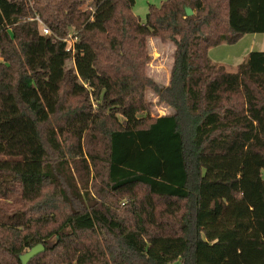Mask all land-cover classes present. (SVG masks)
<instances>
[{
  "label": "trees",
  "instance_id": "1",
  "mask_svg": "<svg viewBox=\"0 0 264 264\" xmlns=\"http://www.w3.org/2000/svg\"><path fill=\"white\" fill-rule=\"evenodd\" d=\"M133 6L0 0V264H264V52L208 57L264 35V0ZM149 39L173 46L163 86Z\"/></svg>",
  "mask_w": 264,
  "mask_h": 264
},
{
  "label": "rangeland",
  "instance_id": "2",
  "mask_svg": "<svg viewBox=\"0 0 264 264\" xmlns=\"http://www.w3.org/2000/svg\"><path fill=\"white\" fill-rule=\"evenodd\" d=\"M164 1L166 0H134L132 13L137 16L142 23H144L148 5L159 6ZM147 52L149 55V62L146 70L147 75L158 85H165L168 81L170 73L173 46L169 42L163 43L157 39H149ZM250 52H264V36L262 34L245 35L241 40H239L235 44H221L217 47L211 48L208 52V57L212 63L224 67L226 71L235 72L237 65L244 61ZM67 66H72V62H68ZM147 98L148 101L153 103V106L151 108L153 116H162L168 113L169 110H167L165 106L156 103V98H154L151 93L147 94ZM85 163L88 165L89 171L80 169L79 166H76V171L82 173L79 176L82 181H86V174L88 172L90 173V176L88 178V187L90 189L89 191H91L92 193H96V191L100 189L101 185H99V181L95 180L94 178L93 169L88 164L89 160L88 163ZM97 170H101V168H97ZM92 184H94V191L92 188ZM143 195L144 194L142 190L137 191L138 200L142 199ZM123 200L124 199H121V201L117 203L115 207L120 212L119 215H121L122 217H126L129 223H133V215L129 213L130 205L128 204L123 207L120 205V203L124 202ZM155 207V216H157V218H159V212L168 214L165 213L166 207L164 203L155 202ZM181 212L182 211L174 215L179 216L181 215ZM164 217L169 220L172 219L167 215H165Z\"/></svg>",
  "mask_w": 264,
  "mask_h": 264
},
{
  "label": "water",
  "instance_id": "3",
  "mask_svg": "<svg viewBox=\"0 0 264 264\" xmlns=\"http://www.w3.org/2000/svg\"><path fill=\"white\" fill-rule=\"evenodd\" d=\"M184 11L186 16H191L193 14L190 8H185ZM43 250H44L43 246L41 244H37L31 249H29L27 252H25L24 254L19 255L18 259L21 264H27L31 259L36 257L41 252H43Z\"/></svg>",
  "mask_w": 264,
  "mask_h": 264
},
{
  "label": "built area",
  "instance_id": "4",
  "mask_svg": "<svg viewBox=\"0 0 264 264\" xmlns=\"http://www.w3.org/2000/svg\"><path fill=\"white\" fill-rule=\"evenodd\" d=\"M36 21L38 22V24L40 26L42 34H44V35L49 34V30L41 23V21H39L38 19H36Z\"/></svg>",
  "mask_w": 264,
  "mask_h": 264
},
{
  "label": "crops",
  "instance_id": "5",
  "mask_svg": "<svg viewBox=\"0 0 264 264\" xmlns=\"http://www.w3.org/2000/svg\"><path fill=\"white\" fill-rule=\"evenodd\" d=\"M263 36H264V35H263ZM241 39H242V38H241ZM241 39H240V40H241Z\"/></svg>",
  "mask_w": 264,
  "mask_h": 264
}]
</instances>
